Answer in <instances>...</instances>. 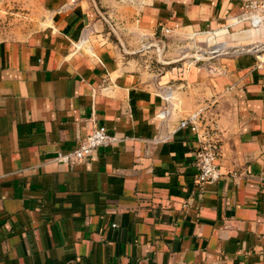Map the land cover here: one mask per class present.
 <instances>
[{
    "label": "crops",
    "instance_id": "crops-1",
    "mask_svg": "<svg viewBox=\"0 0 264 264\" xmlns=\"http://www.w3.org/2000/svg\"><path fill=\"white\" fill-rule=\"evenodd\" d=\"M250 1L0 0V264H264V23L240 21ZM201 111L222 177L198 198L180 124ZM100 126L113 146L55 160Z\"/></svg>",
    "mask_w": 264,
    "mask_h": 264
},
{
    "label": "built area",
    "instance_id": "built-area-1",
    "mask_svg": "<svg viewBox=\"0 0 264 264\" xmlns=\"http://www.w3.org/2000/svg\"><path fill=\"white\" fill-rule=\"evenodd\" d=\"M240 21H250L254 27L262 25L264 23V0L245 3ZM150 46L151 43H143L142 50H149ZM160 49L163 55L164 48ZM180 128L190 129L196 137L195 156L198 172L194 180V188L197 197L200 198L205 184L216 183L222 177L217 163L219 157L218 131L212 124L205 122L202 111L193 113L183 120ZM117 140L106 126H100L81 141L75 150L70 153H60L55 160L62 164H81L93 157L99 149L113 146Z\"/></svg>",
    "mask_w": 264,
    "mask_h": 264
},
{
    "label": "rangeland",
    "instance_id": "rangeland-1",
    "mask_svg": "<svg viewBox=\"0 0 264 264\" xmlns=\"http://www.w3.org/2000/svg\"><path fill=\"white\" fill-rule=\"evenodd\" d=\"M106 8H107V4H106V6L105 7H103L102 8V12L104 13V12H106L107 13V10H106ZM6 16V15H5ZM102 19H103V21H104V23L106 24V29H107V33L109 34V36H110V38L112 39V40H114L115 42H118L119 41V38H121L120 37V33H119V30L116 28V26L113 24L112 25V20H113V17L111 16V15H108V14H102ZM4 18L3 17H1L0 18V25H3V23L5 24L6 22H4V20H3ZM150 49H155V53L154 54H152V55H148V57H150L151 56V58H150V60L151 61H153V63H155L156 65L158 64V63H160L159 61H163L162 59H163V57L161 56L160 58H159V56H158V53H157V49L156 48H150ZM149 49V50H150ZM159 65H162V64H159Z\"/></svg>",
    "mask_w": 264,
    "mask_h": 264
},
{
    "label": "water",
    "instance_id": "water-1",
    "mask_svg": "<svg viewBox=\"0 0 264 264\" xmlns=\"http://www.w3.org/2000/svg\"><path fill=\"white\" fill-rule=\"evenodd\" d=\"M160 43H162V44H164V42H160ZM156 48L157 49V53H158V56H159V58L162 56V54H161V49H160V47H159V45H158V43H151V46H150V48ZM164 48V50H165V47H163ZM161 64H164V62L163 61H159Z\"/></svg>",
    "mask_w": 264,
    "mask_h": 264
}]
</instances>
